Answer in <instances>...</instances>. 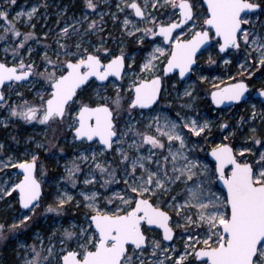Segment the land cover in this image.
<instances>
[{"label": "snow or ice", "instance_id": "obj_1", "mask_svg": "<svg viewBox=\"0 0 264 264\" xmlns=\"http://www.w3.org/2000/svg\"><path fill=\"white\" fill-rule=\"evenodd\" d=\"M0 130V264H264V0H0Z\"/></svg>", "mask_w": 264, "mask_h": 264}, {"label": "rangeland", "instance_id": "obj_2", "mask_svg": "<svg viewBox=\"0 0 264 264\" xmlns=\"http://www.w3.org/2000/svg\"><path fill=\"white\" fill-rule=\"evenodd\" d=\"M20 3H23V0H19ZM114 34L118 35L119 33L116 32V30L114 29ZM206 75H209V73H205ZM211 75H219L218 72L216 73H211ZM211 87V85L209 84H204L203 86L201 85V94L204 95L206 90L209 89ZM204 91V92H203ZM207 98V97H205ZM201 108L202 111L206 114V115H215V110L214 109H209V106L207 104H204L203 101L201 102ZM35 131H39L38 129ZM34 130L30 127V126H24V127H18L16 131L12 132L13 135H17L18 138L21 139V143L23 142V138L27 137L30 134H33ZM7 137V133L3 132L2 130H0V139H5ZM69 151H71V149H69ZM203 155V154H201ZM50 175H54V170L50 169ZM45 191H48V189L46 188ZM11 264V263H10Z\"/></svg>", "mask_w": 264, "mask_h": 264}, {"label": "trees", "instance_id": "obj_3", "mask_svg": "<svg viewBox=\"0 0 264 264\" xmlns=\"http://www.w3.org/2000/svg\"><path fill=\"white\" fill-rule=\"evenodd\" d=\"M2 255L4 256V264H10L11 261H12V253H11V250L9 249L8 251L3 252Z\"/></svg>", "mask_w": 264, "mask_h": 264}]
</instances>
